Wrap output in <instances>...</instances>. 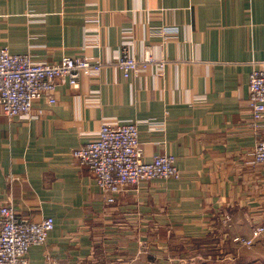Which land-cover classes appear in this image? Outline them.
I'll return each instance as SVG.
<instances>
[{
  "label": "crops",
  "instance_id": "obj_1",
  "mask_svg": "<svg viewBox=\"0 0 264 264\" xmlns=\"http://www.w3.org/2000/svg\"><path fill=\"white\" fill-rule=\"evenodd\" d=\"M2 48L103 65L79 87L59 86L56 103L36 100L29 116L10 119L0 105V207L55 221L27 264H217L215 249L264 225L248 102L253 63L264 62V0H0ZM126 50L153 62L125 78ZM105 120L136 122L143 160L174 155L181 177L107 203L73 155Z\"/></svg>",
  "mask_w": 264,
  "mask_h": 264
},
{
  "label": "built area",
  "instance_id": "obj_2",
  "mask_svg": "<svg viewBox=\"0 0 264 264\" xmlns=\"http://www.w3.org/2000/svg\"><path fill=\"white\" fill-rule=\"evenodd\" d=\"M153 62L148 52L143 60L127 50L117 61L125 78L137 69ZM103 65L89 57L64 56L57 63L33 61L28 54L11 53L0 49V105L11 119L29 116L36 100L46 98L56 103L54 92L61 86L79 87L83 78L95 77ZM248 102L251 118L258 132L254 149V163H264V62L253 63L249 75ZM140 130L133 121L105 120L98 137L74 151L80 165L89 168L105 194L107 203H114L116 195L127 187L154 180L179 179L181 171L171 154H161L151 162L144 161L140 146ZM12 181L13 177H9ZM55 227L53 217L38 221L18 215L13 205L6 201L0 207V264H27V255L34 245H45ZM264 234V226H256L250 238L243 241L250 248ZM242 240L236 238L235 241ZM49 264H57L52 261ZM181 264V263H174Z\"/></svg>",
  "mask_w": 264,
  "mask_h": 264
},
{
  "label": "rangeland",
  "instance_id": "obj_3",
  "mask_svg": "<svg viewBox=\"0 0 264 264\" xmlns=\"http://www.w3.org/2000/svg\"><path fill=\"white\" fill-rule=\"evenodd\" d=\"M244 240L245 239L235 241L236 242V243L234 242L235 244L229 243L228 247L226 248H218V250L215 249L212 255L213 258L216 259L215 260L216 263L217 264H264V246L262 244L256 246L257 243L255 241L252 247L246 248V246L244 247L243 244ZM215 247H217V245ZM220 249H223V252H221ZM228 250L231 251L229 252L230 254H226Z\"/></svg>",
  "mask_w": 264,
  "mask_h": 264
}]
</instances>
